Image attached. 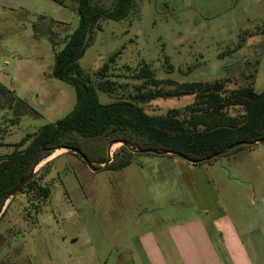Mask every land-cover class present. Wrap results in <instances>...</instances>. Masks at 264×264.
Wrapping results in <instances>:
<instances>
[{"label": "rangeland", "instance_id": "374dc122", "mask_svg": "<svg viewBox=\"0 0 264 264\" xmlns=\"http://www.w3.org/2000/svg\"><path fill=\"white\" fill-rule=\"evenodd\" d=\"M114 1L91 0L106 9ZM7 2L0 3V83L42 117L27 116L14 130L9 128L4 142L14 144L43 121L63 119L75 102L74 89L53 77V49L47 39L34 37L32 24L42 15L68 24L71 31L77 17L73 0H64V6L53 0ZM138 4L140 11L132 23H102V31L80 60L86 73L123 46L116 61L118 73L143 61L160 79L229 78L228 89L252 83L253 92L264 91V0H138ZM190 101L158 100L144 108L162 114ZM4 112L0 110V120ZM119 147L113 145L112 154ZM246 150L247 175L231 169L238 162L234 153L198 164L177 156L140 155L121 170L92 172L79 156L55 151L36 167L37 172L48 163L35 178L40 187H47V197L37 188L24 189L0 216V264H133L131 260L143 264L138 236L146 229L162 232L181 216H193L191 199L198 198L202 206L204 195L221 192L220 179H230L233 192H240L237 204L246 213L257 212L259 206L248 199L252 195L257 201L261 193L264 143ZM8 152L0 147V155Z\"/></svg>", "mask_w": 264, "mask_h": 264}, {"label": "trees", "instance_id": "16d2710c", "mask_svg": "<svg viewBox=\"0 0 264 264\" xmlns=\"http://www.w3.org/2000/svg\"><path fill=\"white\" fill-rule=\"evenodd\" d=\"M53 1L65 5L64 0ZM73 1L77 17L73 30H68V24L42 15L32 24L34 37L47 39L53 49V77L74 89L71 111L57 122L43 121L14 144L4 142L8 129L14 130L25 117H42L0 83V110L5 111L0 120V147L10 149L0 155V207L9 192L30 173L34 162H41L55 148H77L94 167L105 162L107 147L112 141L123 140L133 148L160 152L132 153L128 147L120 146L103 168L117 171L140 155L169 156L162 152L176 151L191 159H203L235 142H246L219 155L229 156L255 146L253 142L264 138V91L253 92L252 83L228 89L229 78L192 82L160 79L143 61L134 69L124 66L118 73L116 61L123 46L112 51L91 74L86 73L80 60L93 44L95 34L102 31L107 21L132 23L140 11L139 4L138 0H115L106 9L92 4L91 0ZM54 27L58 32L52 30ZM164 61L167 63L166 58ZM248 76L252 78L251 74ZM128 80L135 83L131 85ZM104 96H114V99L103 102ZM183 97L191 101L181 108L168 107L162 114L150 113L144 108L153 101ZM46 165L19 192L37 188L47 197V187H40L35 179Z\"/></svg>", "mask_w": 264, "mask_h": 264}, {"label": "crops", "instance_id": "0c3cea01", "mask_svg": "<svg viewBox=\"0 0 264 264\" xmlns=\"http://www.w3.org/2000/svg\"><path fill=\"white\" fill-rule=\"evenodd\" d=\"M7 1L13 0L4 3ZM246 152L242 149L232 155L238 162L231 169L241 175H247ZM219 181L221 192L213 197L204 195L202 206L198 198L191 199L193 216H181L173 227L162 232L146 229L138 236L143 264H264V174L258 200L249 196V202L259 206L251 213L237 204L240 192H233L230 179ZM249 184L255 183L250 180ZM179 210L184 215L182 207Z\"/></svg>", "mask_w": 264, "mask_h": 264}, {"label": "water", "instance_id": "95a60500", "mask_svg": "<svg viewBox=\"0 0 264 264\" xmlns=\"http://www.w3.org/2000/svg\"><path fill=\"white\" fill-rule=\"evenodd\" d=\"M264 143V138L263 139H260V140H257L255 142H253V144H262ZM115 144H119L120 146H126L129 148V150L132 152V153H140V154H146V153H160L158 152L157 150H154V149H138V148H133L131 147L126 141H112L109 143L108 147H107V157H106V160L104 163L100 164V166L98 167H94L93 166V163H91L81 152L80 150H78L77 148H69V147H60V148H55V150L52 152V154L55 152V151H62V152H66V153H71V154H77L81 157L82 161H84V163L86 164V166L92 171V172H95V171H98V170H101L103 168H105L109 163H110V159L112 157V147L113 145ZM246 144L245 141H238V142H235L233 143L232 145H229L228 147H226L224 150H222L221 152L219 153H214V154H211L203 159H191V158H188L186 157L184 154L182 153H179V152H176V151H164L162 152L163 154L165 155H169V156H177L179 158H182L186 161H188L189 163L191 164H198V163H201V161H209L221 154H225L227 153L228 151L238 147V146H241V145H244ZM51 154V155H52ZM50 155V156H51ZM40 164V162L38 163L37 161L34 162L33 164V167L30 171V173L25 177L24 180L20 181L10 192L9 194L7 195V197L4 199L1 207H0V216L2 215L4 209L6 208V205L11 201V199L19 192V190L21 188H23L25 186V184L28 183V181L31 179V177L33 176V174L36 172V167Z\"/></svg>", "mask_w": 264, "mask_h": 264}, {"label": "flooded vegetation", "instance_id": "af4514ba", "mask_svg": "<svg viewBox=\"0 0 264 264\" xmlns=\"http://www.w3.org/2000/svg\"><path fill=\"white\" fill-rule=\"evenodd\" d=\"M18 193H19V192H18ZM11 201H12V199H11ZM11 201H10V202H11ZM9 204H10V203H9ZM9 204H8V205H9ZM8 205L6 206V208H8ZM6 208H5V210H4V211H6ZM4 211H3V212H4Z\"/></svg>", "mask_w": 264, "mask_h": 264}]
</instances>
